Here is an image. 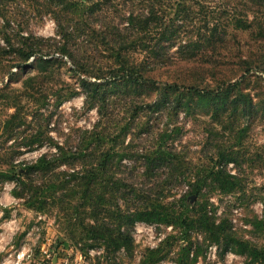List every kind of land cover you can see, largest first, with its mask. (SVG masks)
<instances>
[{"label":"trees","instance_id":"16d2710c","mask_svg":"<svg viewBox=\"0 0 264 264\" xmlns=\"http://www.w3.org/2000/svg\"><path fill=\"white\" fill-rule=\"evenodd\" d=\"M27 14L39 19L49 16L55 23V34L43 37L33 33ZM223 15L235 27H254L264 37V0H0V55L12 54L15 67L27 63L38 67L36 74L22 81L21 92L12 96L9 104L14 111L0 122V129L10 133L24 123L27 103H22L21 96L27 97L31 112L42 113L49 112L44 106L51 95L58 104L81 92L84 105L87 109L95 107L98 116L90 128L78 127L72 138L48 143L49 151L29 162H16L22 153L19 143L7 147L8 139H4L0 142V163L9 169L0 171V181L13 179L10 193L21 198L28 209L52 211L56 218L62 217L71 238L78 229L80 239L98 248L94 264H103L101 257L109 252L122 251L134 257L135 222L172 228L155 246L144 249L137 264H216L206 258L211 246L216 247L220 260L234 252L244 257V264H264V246L239 235L228 212L218 215L219 206L206 195L208 188L224 195L243 191L237 174L227 169V164L238 158L240 149L211 139L209 147L216 150L215 164L198 170L186 183L188 188L179 197L169 199L163 192L178 179L182 181L184 174L182 157L167 143L177 129L163 130L154 148L137 156L132 146L124 145L129 123L113 122L108 109L115 95H127L130 89L136 91L139 85L154 82L147 74L149 69L171 62L173 54L194 58L215 52L226 35ZM95 51L107 54L102 65L91 60ZM134 52L142 55L138 58ZM64 57L70 59V69L79 76L77 88L62 94L54 86L41 90V85L53 79L56 69L64 65ZM257 69L264 70V65ZM179 88L171 97L169 92L177 87L165 84L153 102L141 100V104L153 111L169 108L178 116L180 110L186 114L194 106L191 101L195 98V104L204 110L211 107L220 130L227 131L241 145L246 127L240 128L239 122L238 126L233 124L239 121L235 114L253 115L259 104L241 91L239 80L223 81L215 89ZM141 104L132 103V114ZM225 112L227 119L220 120ZM51 116L46 117L45 134L50 131ZM217 131L212 125L209 136ZM45 142L40 135L32 134L23 144L32 150ZM138 157L142 159L147 187L137 186L134 170L122 169L124 159L137 162ZM251 223L255 233H264V204L261 218L254 216ZM65 243L60 236L51 248L64 247Z\"/></svg>","mask_w":264,"mask_h":264},{"label":"rangeland","instance_id":"374dc122","mask_svg":"<svg viewBox=\"0 0 264 264\" xmlns=\"http://www.w3.org/2000/svg\"><path fill=\"white\" fill-rule=\"evenodd\" d=\"M26 17L29 29L36 35L47 37L55 34V23L49 16L39 19L35 18L33 14H27ZM222 20L226 35L218 43L215 52L198 54L194 58H185L173 54L174 59L171 62L149 69L147 74L154 82L139 85L136 91L128 90V96L120 93L115 95L111 98L113 99L112 103L111 100L109 101L108 109L112 112L113 122L125 123L127 121L129 123L124 145L132 146L131 151L137 156L152 150L163 130L177 129L176 132L172 133V137L168 139L167 143L169 146L172 144L176 150V155L182 157L184 174L182 181L178 179L174 186L163 192L169 199L179 197L188 188L186 185L188 180H193L198 170L215 164L217 161L215 158L216 150L213 146L209 147L211 139L215 138L219 144L224 143V146L228 148L240 149L238 158L234 162H229L227 169L231 173L237 174L242 183L243 191H233L224 195L218 190L208 188L206 195L210 196V200L219 206L218 215L222 211L228 212L239 235L248 239L252 244L261 247L264 246V233H255L251 220L254 216L261 218L264 204V169L262 167L264 165V70L257 69L258 66L264 65V37L258 35L254 27L237 28L229 20V17L224 15ZM175 47L172 51L175 50ZM106 55L105 52L95 51L92 52L91 60L96 62V65H102L107 61ZM134 55L140 58L142 54L134 52ZM14 59L15 57L10 53L0 55L1 123L14 111L9 101L13 100L14 94L21 92L22 81L29 74L38 72V67L32 63H27L25 67L12 66ZM62 59L64 65L56 69L57 71L52 75L53 79L41 85V90L54 86L56 92V88H58L59 93L62 94L65 90L77 88L79 76L70 69L73 64L68 57ZM248 65L251 67L249 72L245 70ZM235 80H239L241 91L249 93L253 101L259 104L258 111L253 115L243 117L235 114L239 117V121H234L233 124L238 126L239 122L240 128L246 127L241 145L234 142L233 137L228 135L227 131L220 130L218 120L212 118L211 107L209 106L204 110V107L201 108L195 104V98L191 101L194 106L188 112L186 111V114L184 110H180L178 116L173 114L169 108L153 111L151 107L141 104V100L153 102L152 100L158 95V90L165 84L177 87L176 90L169 92L172 97L174 93H177L179 87L181 91H185L186 86L215 89L223 81L232 82ZM181 97L183 98L185 95ZM54 98L55 95H51L48 104L44 106L45 109L49 108L47 110L49 112L42 110V113H37L34 110L31 112V109L27 107L29 105L27 97L21 96L22 103H27V106L24 107V111L27 113L24 123L12 129L10 133L0 129V142L8 139L5 146L13 145L14 147L15 144L19 143V151L22 153L17 156L16 162L18 160L25 162L35 160L42 153L49 151L48 143L72 138L76 128H90L97 120L96 108L87 109L81 92L58 104ZM135 101L136 104L140 103L141 105L136 114H132V103ZM50 114H52L49 125L50 131L47 134L51 140H47L45 122L46 117ZM221 119H227V112L221 115ZM212 125L216 127L218 133L209 136L208 130L212 128ZM32 134H38L42 139H46L44 146L32 150L27 149L28 146H25L23 142L26 137ZM141 160L140 157H138L137 162L131 158L124 159L125 167L122 169L127 167L126 170H134L133 175H135L134 180L137 186L147 187L148 184H145L147 182H144L146 181V173L143 171ZM8 169L6 165L0 163V171H8ZM179 181L181 182L179 183ZM14 184L13 179L0 181V196L3 201H6V198L4 199L2 192L6 190L11 192ZM155 190L153 189V191ZM17 202L16 211L12 212L17 217L15 221L16 232L11 243H9L10 245L13 244L14 257L17 252L24 250L30 252V256L23 257L26 262L36 261L30 262L31 264H63L61 260L64 257H67V264L95 263L94 258L98 248L90 247V244L93 243L90 241L85 243L80 239L81 235L78 229L74 237L71 238L68 236L65 220L62 217L56 218L55 212L44 213L28 209L21 198H17ZM9 211L6 209L3 216H8ZM171 229V227L164 228L152 223L135 222L133 226L134 257L129 258L127 253L122 251L118 253L109 252L101 257V262L111 264L115 260L117 264H137L144 249L147 246H155L159 238L164 237L166 232ZM60 236L65 238L64 247L58 248V251L56 250L57 252L52 254L49 260L44 261L43 250L53 245ZM206 258L216 264H244V257L234 252H229L223 260H220L215 246L207 249Z\"/></svg>","mask_w":264,"mask_h":264},{"label":"crops","instance_id":"0c3cea01","mask_svg":"<svg viewBox=\"0 0 264 264\" xmlns=\"http://www.w3.org/2000/svg\"><path fill=\"white\" fill-rule=\"evenodd\" d=\"M2 194L4 199L6 198V201H3V198L0 196V264H16V258L13 256L15 252L13 249V244L10 245L9 243H11L12 239L14 238L13 235L16 232L15 221L17 217L15 213L13 214L12 212L16 211V205L18 202L17 198L12 196L8 190L3 191ZM6 209L10 210L9 215L3 216V213ZM30 262L36 261L26 262V259L22 258L17 264H31Z\"/></svg>","mask_w":264,"mask_h":264},{"label":"built area","instance_id":"2783aa9c","mask_svg":"<svg viewBox=\"0 0 264 264\" xmlns=\"http://www.w3.org/2000/svg\"><path fill=\"white\" fill-rule=\"evenodd\" d=\"M161 239V237L159 238V240ZM28 250V249H27ZM57 249H52L51 248V246L49 247V248H47V249H44L43 250V255H44V257H43V260L45 261V260H49L51 257H52V254H55V252H57L56 251ZM25 256H30V252L29 251H20V252H17L16 253V256H15V258H16V264L18 263V261L20 260V259H22L23 257H25ZM62 263L63 264H67V257H64V258H62ZM45 264V263H44Z\"/></svg>","mask_w":264,"mask_h":264}]
</instances>
